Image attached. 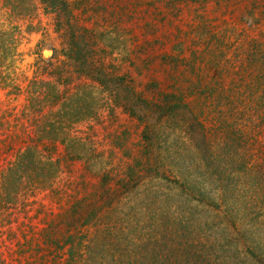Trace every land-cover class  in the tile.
Masks as SVG:
<instances>
[{
    "label": "trees",
    "instance_id": "1",
    "mask_svg": "<svg viewBox=\"0 0 264 264\" xmlns=\"http://www.w3.org/2000/svg\"><path fill=\"white\" fill-rule=\"evenodd\" d=\"M84 2L92 3L78 4L82 10ZM25 5L0 0V86L20 58L19 22L35 17ZM60 12L58 18L70 17L68 4ZM231 37H217L225 53L211 38L200 53L191 52L194 58L144 49L145 57L123 58L112 71L93 57L84 60L96 41L87 44L82 33V42L71 44L65 55L74 74L118 86L119 106L143 125L142 149L126 173L92 191L81 177H64L78 157L56 158L62 139L38 129L49 88L56 104L73 97L64 107L74 114L71 125L96 104L90 86L73 94L68 78V88L42 81L23 110L12 102L24 93L12 89L11 103L0 102V264H264V39L248 36L245 47H235ZM112 185L141 194L114 202Z\"/></svg>",
    "mask_w": 264,
    "mask_h": 264
},
{
    "label": "rangeland",
    "instance_id": "2",
    "mask_svg": "<svg viewBox=\"0 0 264 264\" xmlns=\"http://www.w3.org/2000/svg\"><path fill=\"white\" fill-rule=\"evenodd\" d=\"M83 1L34 0L31 4L30 0H25L28 11L35 8V17L34 20L25 19L19 22L22 31L18 47L20 58L14 63L13 69L5 73L7 81L0 86V102H10L7 94L15 88L20 94H24L16 98L12 106H17L19 110L26 109L31 105L32 99L28 93L39 90L42 81L68 88V78L73 94L78 92L77 87L82 92L90 86V101L95 99L96 104L94 107L92 105V110H89L85 119L71 125L74 114L64 107L67 102H73V97L71 101L56 104L51 94L53 90L49 88L46 93L50 97L44 103L41 126L38 129L43 136L55 133L53 136L56 139H62L64 144H58L56 158L65 157L68 153L69 157H78L79 160L73 163L74 169H65L64 177L67 178L70 173L78 179L81 177V180L90 182L88 189L92 191L93 184L99 185L103 179L106 182H117L126 173L134 161L132 158L137 157L142 149L143 125L119 106V103L124 102L116 97L118 86L105 88L98 82H91L77 73L74 74V64L65 55L71 44H80L82 33L86 36L87 44L91 45L96 41L92 48L85 50L84 60L89 62L93 57L95 61L104 62L110 70L113 67L115 70L116 62L123 58H130L137 53L145 57L144 49L150 56L177 52L178 56L184 57L187 52L188 57L194 58L191 52L200 53L211 42V38L216 50L225 53L229 49L222 47L217 37H225L228 41V37L232 36L231 42L235 47L238 43L244 45L248 42L245 41L248 36L264 39V0H110L108 3H104L105 0H90L91 5H85L84 2L83 7L86 10H82L79 5ZM112 1H115L113 6L108 7ZM64 4H68L71 10L70 17L63 16L60 19L58 17L62 16L60 11ZM103 7L108 8L101 9ZM137 13L140 14L139 17ZM117 14L125 16L126 19L118 20ZM138 18L141 23H136ZM6 26L7 23L4 28ZM220 31L228 33L224 36ZM184 41L186 44H183ZM147 43H151L148 49ZM143 45L145 48H142ZM93 49L98 51L96 56ZM195 49L198 50L194 51ZM56 69L63 71L58 75ZM205 73H208V69ZM212 74L215 75L213 70ZM248 74V71L243 74L246 81L249 80ZM52 75L61 76V79L52 78ZM131 77L135 78V73ZM59 86V92H63L65 88ZM40 90L45 91V87L42 86ZM124 93L128 94V91L124 90ZM124 93L120 95V99H125ZM79 116L83 117V112ZM162 165L168 168L170 162L165 160ZM145 174L143 178L147 179L149 176ZM115 188V197H112L114 202L117 199L129 201L136 192L141 194L140 190L128 187L121 190ZM82 190L84 192L87 188L83 187ZM58 203L61 206V201ZM54 209L56 214L62 212L57 204ZM50 219L51 217L47 221L53 220ZM143 222L141 227L146 226L145 221ZM98 224L95 217L92 225ZM93 232L89 231V235Z\"/></svg>",
    "mask_w": 264,
    "mask_h": 264
},
{
    "label": "bare ground",
    "instance_id": "3",
    "mask_svg": "<svg viewBox=\"0 0 264 264\" xmlns=\"http://www.w3.org/2000/svg\"><path fill=\"white\" fill-rule=\"evenodd\" d=\"M48 53H49V52H48ZM45 56H46V52H45ZM48 56H49V55H48ZM48 56H47V57H48Z\"/></svg>",
    "mask_w": 264,
    "mask_h": 264
}]
</instances>
